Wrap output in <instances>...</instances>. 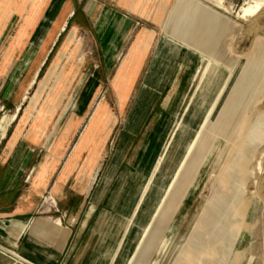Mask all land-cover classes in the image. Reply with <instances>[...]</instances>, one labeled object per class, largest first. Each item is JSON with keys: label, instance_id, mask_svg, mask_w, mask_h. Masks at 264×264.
<instances>
[{"label": "crops", "instance_id": "1", "mask_svg": "<svg viewBox=\"0 0 264 264\" xmlns=\"http://www.w3.org/2000/svg\"><path fill=\"white\" fill-rule=\"evenodd\" d=\"M213 1L0 0V84H7L0 87V117L15 115L0 139V264L129 263L115 227L142 212L143 144L156 128L155 120L145 126L147 115L153 100L179 88L177 67L193 69V80L200 61L219 52L227 19L200 4L231 13ZM41 28L43 41L12 80ZM55 66L63 67L58 78L49 74ZM42 83L49 85L40 92ZM37 93L43 101L33 107ZM236 141L217 138L209 147L198 164L211 167L208 178L221 174ZM199 176L187 192L176 188L175 199H193ZM171 201L165 207L172 212ZM222 206L208 197L189 235L176 228L160 240L143 237L135 258L141 264L158 241L150 264H184L192 253L196 264H229L231 251L215 230ZM50 212L55 217H41Z\"/></svg>", "mask_w": 264, "mask_h": 264}, {"label": "rangeland", "instance_id": "2", "mask_svg": "<svg viewBox=\"0 0 264 264\" xmlns=\"http://www.w3.org/2000/svg\"><path fill=\"white\" fill-rule=\"evenodd\" d=\"M225 2L230 7L229 15L210 4H200L206 7L207 12L214 11L227 19V26L217 36V45L221 46L219 52L205 59L212 63L213 68L206 73L195 72L192 80L193 69L177 67L176 74L182 77L174 85L179 88L173 89L172 96L168 91L166 97L155 99L151 104L154 109L147 115L145 126L155 120L156 128L151 133L146 132L143 144L147 172L141 198V203L144 202L142 212L139 215L140 212L136 211L125 219L120 231L115 227V235L123 236L117 247L122 252H129L128 264H140L135 257L141 250L139 244L143 237L147 241L156 235L160 240L176 228L189 235L208 197L210 202L223 205L219 212L220 225L215 230H219L218 239L222 249H226L227 253L231 251L232 261L229 264H264V0ZM247 5L259 8L253 16L240 19L239 14ZM40 37L41 32L35 40ZM225 50H228L227 57L222 56ZM33 52V48L29 47L12 80L26 68ZM86 52L82 51L79 57L82 58ZM189 54L195 58L198 55L194 50ZM61 69L52 67L49 74L58 78ZM173 73L174 76L175 70ZM246 74L252 79L256 78V81L242 84L241 79ZM3 85L7 84L2 83L0 87L3 88ZM48 85L42 83L40 92ZM234 92L236 94L233 95ZM40 97L41 94L37 93L31 100V106H41L43 100ZM150 101L147 100L148 103ZM14 117H0V139ZM209 124L212 126L207 129ZM217 138L230 144L238 140L224 156L221 174L208 178L211 167L201 169L198 164ZM114 149L112 143L107 156H104L99 174L101 178ZM199 171L193 199L186 201L187 197L184 196L175 199L178 196L174 194L176 188L179 192H187V184ZM211 191L215 194L210 195ZM171 199L176 209L172 212L165 207ZM46 203L52 208L53 200L48 197ZM54 215L50 212L41 217L47 219ZM155 243L153 249L144 254L141 264H150L157 258L155 250L158 241ZM184 244L191 250L187 242ZM197 258L192 253L184 264H196Z\"/></svg>", "mask_w": 264, "mask_h": 264}, {"label": "bare ground", "instance_id": "3", "mask_svg": "<svg viewBox=\"0 0 264 264\" xmlns=\"http://www.w3.org/2000/svg\"><path fill=\"white\" fill-rule=\"evenodd\" d=\"M213 3L216 5V6H218V7H220V8H222V9H224V11H226V12H230V7H229V5L225 2V0H215V1H213ZM258 6H254V7H252L251 5H247V6H245V7H243V9H242V11H241V13L239 14V18L240 19H242V18H245L246 16H253L256 12H257V10H258ZM213 14V13H212ZM211 14V15H212ZM188 16V15H187ZM214 17V16H213ZM192 18V17H191ZM197 18V17H196ZM183 20V19H182ZM193 20V19H192ZM51 23V20H49V19H46L45 20V23ZM184 22V21H183ZM186 22V21H185ZM198 22V21H197ZM190 23V22H189ZM209 26H210V24H209ZM48 27V26H47ZM50 27V26H49ZM44 30H46V28H42V31H41V34H42V32L44 31ZM210 30H212V28L210 29ZM238 31H239V28H238ZM54 33V32H53ZM238 33V32H237ZM55 34V33H54ZM56 35V34H55ZM44 38V37H43ZM41 41H43L42 40V37H40V38H38L37 40H35V42H33L31 45H30V49L31 48H33V46L34 47H36V46H38V45H36V44H38V43H40ZM226 44H228V43H226ZM44 45V44H43ZM45 47V46H44ZM44 50H45V48H44ZM48 51V50H47ZM226 51V50H225ZM227 52H228V50L226 51V52H224L223 54H222V56H225V57H227ZM220 54V55H221ZM43 56V55H42ZM45 56V55H44ZM213 57H215V56H213ZM224 57V58H225ZM38 63H40V62H38ZM204 63V64H203ZM202 64H201V66H200V68L198 69V72H203V73H206V72H209L212 68H213V66H212V63L209 61V60H204V62H203ZM239 69V68H238ZM197 72V71H196ZM263 75V74H262ZM261 75V76H262ZM58 76H60V75H58ZM256 81V78L255 79H252L251 78V76H249V75H245V76H243L242 77V79H241V83L243 84V83H247V84H252V83H254ZM240 82V81H239ZM247 84H246V86H247ZM52 88V87H51ZM239 88V87H238ZM54 89V88H53ZM235 91V90H234ZM51 92H52V90H51ZM234 94H236V92H234L233 93V95ZM210 105V104H209ZM230 107H232L233 105L230 103V105H229ZM228 108V107H227ZM207 111V110H206ZM229 111H230V108H229ZM228 112V111H227ZM230 113V112H229ZM223 114V113H222ZM221 116V115H220ZM229 117V116H228ZM227 120V119H226ZM259 126H261V124L259 125ZM211 128V127H210ZM235 162V161H234ZM239 194V193H238ZM238 205V204H237ZM236 206V205H235ZM254 234V229L252 230V235ZM229 249V248H228ZM245 263V262H244Z\"/></svg>", "mask_w": 264, "mask_h": 264}]
</instances>
